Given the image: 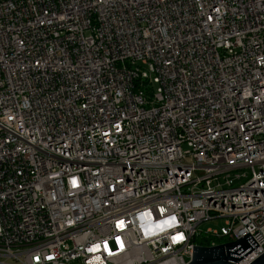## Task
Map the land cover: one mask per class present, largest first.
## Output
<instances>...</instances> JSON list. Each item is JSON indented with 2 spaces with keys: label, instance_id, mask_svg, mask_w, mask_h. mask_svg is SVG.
Segmentation results:
<instances>
[{
  "label": "built area",
  "instance_id": "1",
  "mask_svg": "<svg viewBox=\"0 0 264 264\" xmlns=\"http://www.w3.org/2000/svg\"><path fill=\"white\" fill-rule=\"evenodd\" d=\"M246 236L239 264L264 253V0H0V264Z\"/></svg>",
  "mask_w": 264,
  "mask_h": 264
},
{
  "label": "water",
  "instance_id": "2",
  "mask_svg": "<svg viewBox=\"0 0 264 264\" xmlns=\"http://www.w3.org/2000/svg\"><path fill=\"white\" fill-rule=\"evenodd\" d=\"M255 249L256 244L250 236L210 248L197 246L190 264H239ZM250 264H264V253Z\"/></svg>",
  "mask_w": 264,
  "mask_h": 264
},
{
  "label": "rangeland",
  "instance_id": "3",
  "mask_svg": "<svg viewBox=\"0 0 264 264\" xmlns=\"http://www.w3.org/2000/svg\"><path fill=\"white\" fill-rule=\"evenodd\" d=\"M223 226V222L222 221H213V222H207V223H203L200 225V229L201 230H205L208 228H212V229H219Z\"/></svg>",
  "mask_w": 264,
  "mask_h": 264
},
{
  "label": "trees",
  "instance_id": "4",
  "mask_svg": "<svg viewBox=\"0 0 264 264\" xmlns=\"http://www.w3.org/2000/svg\"><path fill=\"white\" fill-rule=\"evenodd\" d=\"M194 242L197 244H201V245L204 243V242L200 241L199 239L194 240Z\"/></svg>",
  "mask_w": 264,
  "mask_h": 264
}]
</instances>
